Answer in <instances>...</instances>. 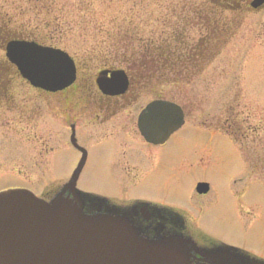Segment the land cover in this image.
<instances>
[{
	"label": "rangeland",
	"instance_id": "obj_1",
	"mask_svg": "<svg viewBox=\"0 0 264 264\" xmlns=\"http://www.w3.org/2000/svg\"><path fill=\"white\" fill-rule=\"evenodd\" d=\"M26 1L0 0V15L5 16L9 12L14 19L19 18L17 7L25 5ZM56 1L71 6L81 1H84L82 4H86V7L92 5V13L73 15L81 25H85L87 20L92 21L88 30L76 32L64 41L65 48L77 59L79 80L92 75L100 67L91 60L94 57L89 56L88 49H80L77 39L79 36L96 35L97 39H103L105 31L111 28L110 22L114 20L126 24L130 21H142L146 34L160 28L155 19L161 16V7L147 0L144 7L138 4V0ZM200 1L202 0H197ZM208 8L217 12L212 4H208ZM241 13L243 15L225 12L219 17L228 24L231 37L226 41L220 39L215 45L214 49L218 52L212 58V63L190 82L167 87L169 96L179 100L182 98L181 104L188 112L192 111L186 122L188 127L174 133L164 147L148 149L151 154L150 171L133 188L125 183V190L128 194H149L179 201L191 211L197 228L225 243L241 246L264 258L262 175L252 172L249 164H245L238 145L227 133L191 128L193 124H199V121L209 120L218 123L222 130L226 126V119L236 117L237 123L242 124L243 132L241 140L238 138L239 143L242 142L243 148L248 151L249 159L256 155L260 160L264 159L261 158L264 155V7ZM1 57L3 52L0 49ZM80 84L78 82L79 86ZM74 86L69 90L73 96L72 101H76L77 94ZM135 86L137 87L136 84ZM142 92L147 94L146 91ZM143 95L135 102L132 101V105L125 107L121 117L127 119L128 110L136 116L139 107L150 100ZM59 107L57 105V111L63 108ZM61 116H66V122L57 119L55 124L57 153L49 169L41 166L39 175H36L26 167L27 174L33 179L25 177L23 184L38 191L55 178L70 173L79 154L66 144L65 125L75 122L78 143L88 152L77 186L86 190L120 192L119 170L112 164L118 139L97 141L96 137H92L93 132L95 133L93 127L96 126L99 130L100 125L93 123L95 119L92 115L85 107L77 106V103L71 104L65 112H57L56 117ZM120 125L123 124L115 126ZM134 125L135 123L132 127ZM106 126L109 130L114 127L111 122ZM131 142L134 146H139V141ZM255 159L251 160L257 161ZM198 180L208 183L210 191L206 195L195 197L193 186ZM16 182L18 181L7 180L3 184ZM119 196L124 197V194Z\"/></svg>",
	"mask_w": 264,
	"mask_h": 264
},
{
	"label": "water",
	"instance_id": "obj_2",
	"mask_svg": "<svg viewBox=\"0 0 264 264\" xmlns=\"http://www.w3.org/2000/svg\"><path fill=\"white\" fill-rule=\"evenodd\" d=\"M262 4L251 2L255 8ZM6 51L36 87L56 91L74 81V63L59 49L11 41ZM108 72L99 73V88L121 92L124 72L113 70L107 78ZM182 123L178 106L154 101L138 126L147 140L159 142ZM77 173L47 198L25 189L0 192V264H264L190 229L174 210L147 203L119 205L83 193L75 188Z\"/></svg>",
	"mask_w": 264,
	"mask_h": 264
},
{
	"label": "flooded vegetation",
	"instance_id": "obj_3",
	"mask_svg": "<svg viewBox=\"0 0 264 264\" xmlns=\"http://www.w3.org/2000/svg\"><path fill=\"white\" fill-rule=\"evenodd\" d=\"M210 1L214 3L216 2L219 10L226 12L237 9H249L250 0H242L237 3H231L228 2V0ZM235 4L236 6H234ZM242 4L245 5V8ZM9 37L10 36L7 33L1 32L0 46L3 45ZM128 81L127 90H125L123 94L106 95L98 90L95 85L94 77L89 75L88 77H84L76 82L73 88L77 92L75 95L76 101H72L73 96L69 93L71 87L62 92H46L36 89L19 76L16 68L8 62L5 57H1L0 191L14 187L29 188V186L23 184L22 182L25 177L33 179L30 174H27L26 167H29L30 171L36 175H39L41 166H45L46 169H49V166L57 153L55 147V124L57 123V119L63 120V123L66 122V116L57 118L56 114L57 112H65L69 109L71 104L77 103V106L79 105L80 107H85L87 112L92 115L95 119L92 121L93 123H98L100 125L99 130L98 127H93V129H95V133L93 132L92 137H96L95 139L97 141H104L106 139L113 140L114 138L118 139V146L115 158L112 160V164L118 168L121 179L120 192H109L100 189L82 190L97 193L119 204H128L137 200H147L167 206L179 207L184 210L186 216L189 217V220L195 226L191 211L182 206L179 201H173L149 194H128L125 190L127 188L125 186L126 184H128L130 188L135 187L143 181L145 176L148 174H146V172L150 171L151 154L148 149L164 147L168 142L167 141L163 144L148 143L143 138L136 125L137 115L141 109L149 101L162 98V92L165 91L166 88L165 84H162L160 87H152L151 83H157V80H139L129 78ZM78 82H81L80 86L78 85ZM143 83H146V85ZM138 89L139 91H137ZM150 90L155 91L154 96L148 93ZM158 90L161 92L160 95L157 93ZM142 91H146L147 94H144ZM142 93L149 97L150 100L139 107L140 109L136 116L131 114L132 112L128 110V120L121 117V114L125 111L124 108L129 107L133 102L142 97ZM86 97H88V99H86ZM57 105L60 106L59 108H63L57 111ZM181 108L185 117V125L182 128L188 127L186 126V122L187 119L190 118L192 111L189 110L188 112L182 104ZM110 122L114 125L111 130H109L106 126V124ZM133 123H135L134 127H132ZM118 124L123 125L115 126ZM65 127L67 130V133H65L67 146L74 149L79 154V157H81L82 153L73 148L71 144L73 136L76 138V142L78 143V130L76 129L75 122H70L65 125ZM191 128L197 130L215 129L213 123L209 120L199 121V124L197 122L196 124H193ZM133 140L139 141V146H134L131 142ZM80 147L85 149L82 146ZM87 155L88 152L86 150L85 162ZM2 165L5 166L2 167ZM72 171L73 169L68 175L59 176L57 179H68ZM7 180H15L18 182L3 184V181ZM124 180L125 182H123ZM199 181L201 180L196 181L193 186V196L195 197L206 195L210 191L209 187L206 192H197L196 185ZM121 194H124V197L119 196Z\"/></svg>",
	"mask_w": 264,
	"mask_h": 264
},
{
	"label": "trees",
	"instance_id": "obj_4",
	"mask_svg": "<svg viewBox=\"0 0 264 264\" xmlns=\"http://www.w3.org/2000/svg\"><path fill=\"white\" fill-rule=\"evenodd\" d=\"M147 1L161 7V16L155 19L160 25L158 30L146 34L142 21L126 24L114 20L103 39H97L96 35L79 36V47L82 51L83 47L88 49L89 56L94 57L93 62L124 68L131 78L160 79L169 88L188 83L212 61L218 52L214 49L218 41L229 40V26L220 20L218 11L210 10L197 0ZM58 2L27 0L25 5L17 7L19 18L14 19L8 12L5 16L0 15V23L21 37L65 48L64 41L69 36L85 32L92 24L87 20L81 25L73 15L92 13L93 10L91 4L90 7L83 5L84 1L74 6ZM138 2L144 7L145 0ZM233 124L230 134L237 139L241 125L235 120ZM255 158L251 159L258 163L250 159V165L264 177V159L260 160L258 155Z\"/></svg>",
	"mask_w": 264,
	"mask_h": 264
}]
</instances>
